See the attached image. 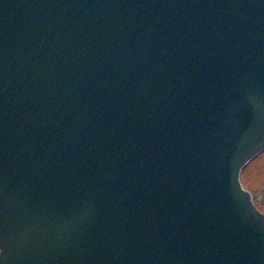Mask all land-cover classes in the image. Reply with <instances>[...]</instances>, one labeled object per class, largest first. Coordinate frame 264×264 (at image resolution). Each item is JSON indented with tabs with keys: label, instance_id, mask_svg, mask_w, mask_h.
<instances>
[{
	"label": "water",
	"instance_id": "obj_1",
	"mask_svg": "<svg viewBox=\"0 0 264 264\" xmlns=\"http://www.w3.org/2000/svg\"><path fill=\"white\" fill-rule=\"evenodd\" d=\"M263 149L264 0H0V264H264Z\"/></svg>",
	"mask_w": 264,
	"mask_h": 264
},
{
	"label": "rangeland",
	"instance_id": "obj_2",
	"mask_svg": "<svg viewBox=\"0 0 264 264\" xmlns=\"http://www.w3.org/2000/svg\"><path fill=\"white\" fill-rule=\"evenodd\" d=\"M244 186L254 194H264V152L245 168ZM256 205L264 213V199L261 204Z\"/></svg>",
	"mask_w": 264,
	"mask_h": 264
},
{
	"label": "bare ground",
	"instance_id": "obj_3",
	"mask_svg": "<svg viewBox=\"0 0 264 264\" xmlns=\"http://www.w3.org/2000/svg\"><path fill=\"white\" fill-rule=\"evenodd\" d=\"M260 156V155H259Z\"/></svg>",
	"mask_w": 264,
	"mask_h": 264
}]
</instances>
